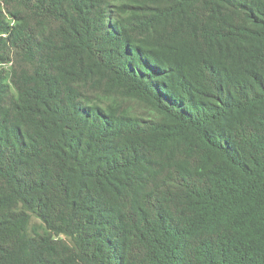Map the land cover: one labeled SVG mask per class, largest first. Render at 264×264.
I'll return each instance as SVG.
<instances>
[{
  "label": "trees",
  "instance_id": "obj_1",
  "mask_svg": "<svg viewBox=\"0 0 264 264\" xmlns=\"http://www.w3.org/2000/svg\"><path fill=\"white\" fill-rule=\"evenodd\" d=\"M0 264H264V0H0Z\"/></svg>",
  "mask_w": 264,
  "mask_h": 264
},
{
  "label": "rangeland",
  "instance_id": "obj_2",
  "mask_svg": "<svg viewBox=\"0 0 264 264\" xmlns=\"http://www.w3.org/2000/svg\"><path fill=\"white\" fill-rule=\"evenodd\" d=\"M134 108L137 109V110H140V108H137V107H134ZM28 232L30 234H32V233L41 234L43 232L42 224L33 215L31 216L30 221H29Z\"/></svg>",
  "mask_w": 264,
  "mask_h": 264
}]
</instances>
